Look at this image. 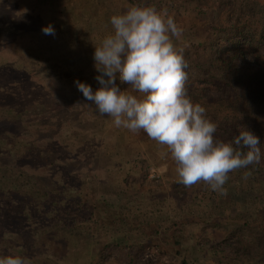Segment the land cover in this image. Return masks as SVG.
I'll use <instances>...</instances> for the list:
<instances>
[{"label":"rangeland","instance_id":"rangeland-1","mask_svg":"<svg viewBox=\"0 0 264 264\" xmlns=\"http://www.w3.org/2000/svg\"><path fill=\"white\" fill-rule=\"evenodd\" d=\"M131 5L166 9L183 29L174 43L189 64L185 87L218 125L217 139L229 142L226 128L244 115L233 95L186 84L215 48L224 58L238 50L243 39L230 27L264 28V0H0V255L32 264L264 263V149L259 164L229 174L226 194L185 187L164 146L117 128L78 90L76 81L100 87L95 46ZM49 25L55 35L43 33ZM240 53L233 63H256Z\"/></svg>","mask_w":264,"mask_h":264},{"label":"clouds","instance_id":"clouds-1","mask_svg":"<svg viewBox=\"0 0 264 264\" xmlns=\"http://www.w3.org/2000/svg\"><path fill=\"white\" fill-rule=\"evenodd\" d=\"M110 24L112 32L94 52L100 87L93 91L76 81L78 90L117 128L142 130L164 146L163 155L174 161L179 183L192 187L203 182L212 191L226 194L230 173L260 163L259 138L244 128L229 142L215 137L218 125L201 104L192 101L185 87L189 64L184 49L174 43L183 29L173 14L152 5H131L122 14L112 15ZM42 31L55 35L51 25ZM117 79L130 87L121 91ZM0 264H32V260L8 254L0 255Z\"/></svg>","mask_w":264,"mask_h":264},{"label":"trees","instance_id":"trees-1","mask_svg":"<svg viewBox=\"0 0 264 264\" xmlns=\"http://www.w3.org/2000/svg\"><path fill=\"white\" fill-rule=\"evenodd\" d=\"M230 29L235 32V37L243 39L239 44L240 46L236 48L238 50L233 49L234 55L231 58H228L227 54L224 58L223 50L215 48L211 56L213 62L216 60V63H208V68L201 71L198 69L201 65L198 64L196 67L198 70L196 69L194 75L195 79L190 77L192 83H187L186 86L194 88L197 84V88H199V85L204 82V85L207 84L209 87L213 86L220 89V92L227 97L233 95V99L237 100L244 108L242 110L244 115L240 117L239 121L236 119L231 121L230 126L226 128L225 135L229 141L234 136H238L240 130H235L234 125H239L241 122V127L237 126V128H244L257 136L260 141L258 147L261 148L262 152L264 149V57H262V55L264 56V28L260 30L259 27L250 29L244 25L242 27L233 25ZM242 51H245V54L252 57L256 63L252 66L248 65L244 69L240 67L239 62L233 63L234 59L241 58L242 53L240 52ZM221 54L223 57H219ZM206 73H209L207 80L203 79L207 77ZM249 116L253 118L251 123L247 121ZM252 126L257 128L254 129ZM255 264L264 263L256 262Z\"/></svg>","mask_w":264,"mask_h":264}]
</instances>
